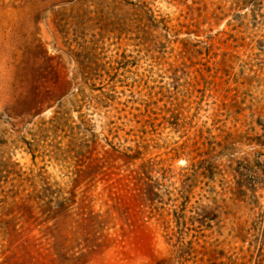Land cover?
I'll return each mask as SVG.
<instances>
[{"label": "rangeland", "instance_id": "374dc122", "mask_svg": "<svg viewBox=\"0 0 264 264\" xmlns=\"http://www.w3.org/2000/svg\"><path fill=\"white\" fill-rule=\"evenodd\" d=\"M0 264H264V0H0Z\"/></svg>", "mask_w": 264, "mask_h": 264}, {"label": "trees", "instance_id": "16d2710c", "mask_svg": "<svg viewBox=\"0 0 264 264\" xmlns=\"http://www.w3.org/2000/svg\"><path fill=\"white\" fill-rule=\"evenodd\" d=\"M209 215H211V213H208L207 216H205V218L211 220V218H208L210 217Z\"/></svg>", "mask_w": 264, "mask_h": 264}]
</instances>
